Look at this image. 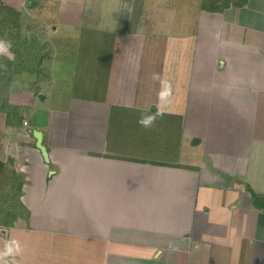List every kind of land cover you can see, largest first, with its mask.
Wrapping results in <instances>:
<instances>
[{"label": "crops", "instance_id": "1", "mask_svg": "<svg viewBox=\"0 0 264 264\" xmlns=\"http://www.w3.org/2000/svg\"><path fill=\"white\" fill-rule=\"evenodd\" d=\"M0 2L52 51L0 104L26 213L0 238L20 245L9 264H264V0L188 3L204 12L177 33L153 30L148 0Z\"/></svg>", "mask_w": 264, "mask_h": 264}, {"label": "rangeland", "instance_id": "2", "mask_svg": "<svg viewBox=\"0 0 264 264\" xmlns=\"http://www.w3.org/2000/svg\"><path fill=\"white\" fill-rule=\"evenodd\" d=\"M148 1L151 3V5H150V7L147 8V10L150 13V15L154 14L153 16L150 17V19L153 20V22H155V25H156V26L153 25V26H155V28L153 30L156 32L161 31V33H170V32L174 33L175 31H177V32L183 31L184 29L187 28V26H189V28L191 27L194 29L196 26L195 23L199 21L200 15H202L201 12H204V11L199 10V9H194V11H193V9L191 8V5L189 8L188 3L194 4L196 2V0H179L178 3H177L178 0H148ZM198 1L203 2V0H198ZM198 1L196 3H198ZM233 4L237 5L238 3L233 2ZM1 13L2 14H0V16L3 17V19L0 18V30L3 34L2 37L5 40L11 41V44H12V46H14V48L16 46L21 48L22 47V45H21L22 41L26 40L27 46H29L30 49L34 48L37 51L35 54L32 55L33 62H29L28 64H26V62L24 61V58H20L18 56L17 59H15V61L14 60L11 61L13 64V67L12 66H11V68L9 67L6 72L9 75L13 74V69H14L15 75H18V74L22 75L25 72L29 75H32L31 74L32 70L36 71V70L40 69V67H38V66L36 67V63L41 59L40 58V56H41L40 54L42 51L41 46L39 45L37 47L36 45H38V44H32V41H33L32 38L22 36V31H26L27 33L31 34V32H30L31 29L28 30V27L24 28V26L22 25L21 14H20V20H19L20 26H18L19 27L18 28L13 23V20H14V19H12L13 18L12 16L14 15L13 13H11V14L9 12L5 13V11H2ZM5 17L9 18L8 22L4 19ZM219 20H220V17H219ZM5 22H6V24H5ZM25 22H26V20H25ZM227 22H230V21L227 20ZM177 32H175V33H177ZM216 35H217L218 39L222 38L223 32L221 31L219 26L214 25L213 31H210L208 34V36L210 37L209 40L206 39L207 50L216 51V49H217L216 43H215V41L211 40V39H214V37ZM15 44H16V46H15ZM51 52L52 51L50 49H48L47 53H49V55L51 54ZM13 56H14V54H13ZM50 57H48V58H50ZM7 61H9L7 58L2 59V61L0 63V70H2V68H1L2 66H6L5 64ZM44 63H45V61H43V62L41 61L42 69H44V71H45L46 69L44 68ZM45 74H46V71H45ZM33 76H35V75H33ZM6 91H9V87L7 86V84H4V81H2V76L0 75V99H1V97H3L2 92H6ZM7 95H8V92H7ZM0 104H1V102H0ZM6 168H7V165L5 167L4 172L2 171V169L0 171V191L3 192L2 193L3 197L5 195H7V197L10 196L9 194H6L9 191V190H7V187L9 186V182H10V178H11V177H7ZM238 180L240 181L242 179L238 178L237 181ZM240 182H238V183H240ZM241 185H242V182H241ZM253 203L256 207H261L263 205V202H260V200H257V199ZM19 206H20V202L17 201L16 199L14 201H11V202H10V200H8L4 204L0 202V231H1L0 238H7L9 228H4V227H12L14 224V222L12 220H13V218H15L17 216V214L22 216L23 219L26 217L25 216L26 213L23 210H21V208ZM5 230H7V232H5ZM6 245H7V241L6 240L2 241V239H1L0 240V252H3L5 250ZM6 259H8V257Z\"/></svg>", "mask_w": 264, "mask_h": 264}, {"label": "trees", "instance_id": "3", "mask_svg": "<svg viewBox=\"0 0 264 264\" xmlns=\"http://www.w3.org/2000/svg\"><path fill=\"white\" fill-rule=\"evenodd\" d=\"M233 2H237L238 3L237 5H239L240 7H246L248 5L249 0H203V2H202V9L204 11H207V12H210V13H223L225 10L231 8ZM2 11H5V13L6 12H9L10 14L13 13L14 15L12 16L13 17L12 19H14L13 20L14 25L17 26V27L20 26V24H19L20 14L19 13L14 12L12 10H9V9L5 8L3 6V4L0 2V14H2L1 13ZM0 18L3 19L2 16H0ZM4 19L8 22V19L9 18L8 17H5ZM5 24H6V22H5ZM1 34H2V32H1ZM2 36H3V34H2ZM32 44H38V45H36L37 47L40 45V43L37 42V41H35V40L32 41ZM21 45H22L21 48H19V47H18L19 49L17 48L18 53L15 54V59H17V57L19 56L20 58H24V61L26 62V64H28L29 62H33L32 55L37 52L36 49H34V48L33 49H30L29 47L26 49V46H27V41L26 40H23ZM15 46H16V44H15ZM41 49H44V47L42 48V46H41ZM40 55H41L40 56L41 59L36 63V67L38 66V67H40V69L39 70H36V71H33L32 70V72H31L32 75H35L37 77L38 76H45V71H44V69H42L41 61L43 62L45 60L50 59V58H48V57H50V55L47 52L41 51V54ZM5 65L7 67H6V69H5V67H1L2 70H0V73H2V74H0V75L2 76V81H4V84H7V86L9 87L10 86L11 79H12L13 75H15V74H14V69H13V74H10L9 75L6 72L9 67L10 68H11V66L13 67L12 62L7 61ZM7 92L8 91L2 92L3 97H1V99H0L1 104H3V103L6 104V102H7V96H8L7 95ZM5 167H6V165L2 163L0 165V171L2 169V171L4 172ZM20 190H21V186L18 184L17 185L16 192L12 196H9V197H7V195H5L3 197L2 196V193L3 192L0 191V202L4 204L7 200H10V202H11V201H14L15 199L20 202ZM252 195H254V194H252ZM254 197L257 200H259L257 198V196H254Z\"/></svg>", "mask_w": 264, "mask_h": 264}, {"label": "clouds", "instance_id": "4", "mask_svg": "<svg viewBox=\"0 0 264 264\" xmlns=\"http://www.w3.org/2000/svg\"><path fill=\"white\" fill-rule=\"evenodd\" d=\"M22 36L30 38V33H27L26 31H22ZM12 47L11 41L5 40V39H0V55H6L8 56L9 59H13V54L10 52V49ZM5 67L6 66H2ZM153 80H160L159 74L154 73L153 74ZM172 95V86L171 84H162L161 90L158 93V98L161 101L168 100ZM164 115L163 112L157 111L156 113L153 114H147V115H142L140 119L138 120V123L144 127V128H151L158 117H162ZM21 251L19 243L16 241H11L9 242L5 250L3 252H0V264H9L7 257H12L16 254H18ZM11 264H16L15 260L13 259L11 261Z\"/></svg>", "mask_w": 264, "mask_h": 264}, {"label": "water", "instance_id": "5", "mask_svg": "<svg viewBox=\"0 0 264 264\" xmlns=\"http://www.w3.org/2000/svg\"><path fill=\"white\" fill-rule=\"evenodd\" d=\"M37 138H38V141H39V147H40L41 149H43V147H42V145H41V137H40V134L37 135Z\"/></svg>", "mask_w": 264, "mask_h": 264}, {"label": "built area", "instance_id": "6", "mask_svg": "<svg viewBox=\"0 0 264 264\" xmlns=\"http://www.w3.org/2000/svg\"><path fill=\"white\" fill-rule=\"evenodd\" d=\"M25 125H28L27 123H25Z\"/></svg>", "mask_w": 264, "mask_h": 264}]
</instances>
